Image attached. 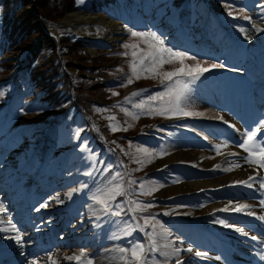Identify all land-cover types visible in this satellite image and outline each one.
Masks as SVG:
<instances>
[{
    "label": "rangeland",
    "instance_id": "obj_1",
    "mask_svg": "<svg viewBox=\"0 0 264 264\" xmlns=\"http://www.w3.org/2000/svg\"><path fill=\"white\" fill-rule=\"evenodd\" d=\"M89 1L77 0V5L82 10L68 11L57 23H51L41 17L42 27L47 34L57 40L58 45H61L60 41L65 37L72 41H87L90 45L89 52L95 57L100 56V52H107L110 49H115L117 52L123 50L118 53L116 59L109 62L113 66V78L121 83L124 78L130 76L132 83H128L124 91H115L114 96H119L121 93V96L125 97L139 92L140 95L134 96L135 101L138 99L132 110L134 115L130 113L125 124L113 109H102L105 111L104 116L109 120L110 135L128 131L139 134L142 129H147L145 126L147 122L149 129L147 134L145 133L146 137L138 140L139 143L134 142L128 152L124 153L125 159H122L120 153L118 157L114 156V150L108 148L101 153L96 147L91 148L86 141H79L78 130L75 131L72 122L69 124H65V121L60 122L50 113L40 116L22 113L15 122L10 123L9 127L0 130V209L7 211L8 217L15 222L14 225L8 224V226H18L20 233L26 236L25 248L33 252L38 264H65V261L69 260L75 261L73 264H97L99 256L103 257L101 264H132L130 252L121 253L119 249L130 248L135 243L144 244L147 264H176L177 260L170 256L174 251L172 243H176L173 241L177 239L175 235L181 231L186 241L188 232H198L197 224L184 218L189 211H201L213 203L243 197L255 201L262 200L264 208V191H249L235 187H231L230 192L224 194L207 191L194 197L175 196L167 199L159 197L161 191L183 187L185 183L196 180L199 174L186 164L169 167L164 165L163 162L167 157L178 152L199 151L204 157L214 160L216 157L225 156L231 147L244 150L239 145L246 138V134L255 131V128H264V103L261 104L260 101V104L256 105L254 102L258 98L264 99V96L257 94L261 81L264 84V77L259 80L260 74L249 73L245 68L252 55L251 46L256 49L254 56L264 64V27H256L261 34L258 39L263 40V44L247 38L249 36H244L252 29L253 12L264 10V0H218L233 7L221 14L214 11L205 1H186L177 9L173 7L172 0H147L143 5L130 8L127 20L111 19L126 25V30L116 44L93 39L102 33H99L98 28L90 32L89 23L78 26L74 31L60 27L59 24L70 14L109 16L104 12L83 11ZM29 9L31 11L35 9L34 0L30 3ZM1 20L0 6V25ZM166 20H171V23L169 27L164 28ZM259 24L264 25V21ZM178 29V35L173 39L169 33ZM199 29H203L206 34L201 41H199L200 36L197 39L192 35V32ZM132 32H155L164 41L165 47L187 53L190 58L184 60V65L194 67L199 64L209 71L198 79L186 75L174 76L171 80L165 79L163 73L181 67L180 62L172 60L161 65L157 57L153 70L152 58L147 56V53L154 51L150 45L155 42L151 37L132 36ZM106 38L104 35L103 39L108 40ZM202 43L205 45L204 48H209L208 52H199L196 47L194 48L195 45ZM133 44L137 47H124ZM215 44L218 48L225 45H228L225 46L226 49L231 47L232 51L227 52L226 59L219 54V49L216 54L212 52ZM133 52L136 53L135 56ZM28 54L29 52L25 50L0 53L2 64L11 62L16 65L13 80L22 77L25 72L29 64ZM57 55L70 81L72 106L82 112L84 108L77 104L74 90L83 79L76 70L71 71L66 67L69 58L66 56L65 48L60 46ZM206 60H213L215 64ZM115 63H118L117 66L126 63L130 75H124L121 70L115 68ZM133 65H135V74ZM212 65L221 67L212 68ZM140 81L149 85L139 87L136 83ZM185 83L187 89L184 90L177 107L175 91L169 94L168 89H182ZM117 84L112 82L110 86L115 87ZM11 85L0 87L2 104L10 101L7 93L13 89ZM261 89L264 90V85ZM158 93L164 95L157 96ZM150 96L157 98L150 100ZM237 99H247L243 109L235 103ZM119 100L120 98H117L113 103ZM209 110L224 119L231 114L234 115L235 122L241 121L240 131L224 127L222 123L206 121L203 116ZM3 112L0 110V116ZM73 115L75 116L76 113L71 112V116ZM134 116L138 118H133ZM112 117L115 119H110ZM22 122L26 123L20 126ZM113 126L117 128L116 131L112 130ZM156 129H164L166 133L158 134ZM152 134L158 135V138L163 140L158 141L151 137ZM256 140L260 143L264 141V131L257 133ZM65 144L72 146L70 147L72 149L65 150L63 147ZM17 151H23L25 156L15 159L12 156ZM76 162L78 164L74 165ZM7 166L6 170L11 168V173L3 174ZM234 171L231 169L228 172H220L219 176L226 177ZM133 180L136 181L135 184L130 183ZM32 182L34 185L30 188ZM260 183L262 181H259ZM141 184H144L143 188ZM117 185L122 189V194L116 195L113 199L103 195ZM151 189L155 190L151 191V194H146ZM126 190L129 192L128 195ZM94 194L105 198L108 207L113 211L118 210L116 205L119 204L123 209L121 215L113 216L105 212L103 205L90 200ZM133 201L152 206L145 211L131 212L129 210L135 207V204L131 203ZM28 202L32 204L29 206ZM127 206L128 211L125 210ZM128 213L133 216L135 214L138 221L142 222V226L137 227L135 218H131ZM145 217L149 218L148 225L144 223ZM229 219L234 223L241 222V219L235 215H231ZM218 221L219 218L214 217L211 222L219 223ZM27 222L32 224L25 227L24 224ZM240 224L245 225V222ZM140 228L144 231H140ZM38 232L49 234L46 238L48 242L42 241L40 244L37 238ZM126 232L129 234L126 235ZM73 235L80 237L82 242L77 243ZM87 236L92 239L86 241L84 237ZM200 239L202 237L196 236L192 241L198 242ZM211 239L213 240L214 237L207 232V240ZM153 241L156 250L147 251L153 247ZM41 245L48 248L38 252ZM94 245H98L96 250H93ZM188 255L189 252L186 251L180 257L185 259ZM75 256L81 258L68 259ZM232 262L234 264L233 260Z\"/></svg>",
    "mask_w": 264,
    "mask_h": 264
},
{
    "label": "trees",
    "instance_id": "obj_2",
    "mask_svg": "<svg viewBox=\"0 0 264 264\" xmlns=\"http://www.w3.org/2000/svg\"><path fill=\"white\" fill-rule=\"evenodd\" d=\"M186 0H172L173 7H179ZM207 2L214 11L219 14L225 13L228 9L226 4L218 0H189ZM32 0H1L0 6L2 11V20L0 25V53L11 51H28L29 64L22 77L13 80V71L16 68L11 62L6 65L0 60V87L6 84L19 85L20 92L7 93L9 102L2 104L0 102L2 121L6 122L15 120L18 114L33 113L40 116L41 114L50 113L55 116H61L65 124L71 123L77 131L79 141H86L91 148L96 147L99 152H103L105 145L102 143L99 135L93 130L86 114L90 115L98 125L106 142L114 147L124 158V153L128 152L129 147L134 145L142 138L146 137L148 131L147 122L146 130H141L139 134H133L131 131L123 134L110 135L109 120L104 116L105 111L102 108H111L119 115L120 120L126 124L129 113L132 111L137 100L132 94L126 100L119 96H114L115 91H124L128 85V78H124L118 83L113 73V66L110 61L116 59L118 53L110 49L100 56H93L89 52V44L84 40L72 41L68 37L61 39V45L66 50V56L69 62L66 67L71 71H77L83 79L82 83L74 90L77 97V104L82 106L86 114L72 106L70 99L71 85L68 76L63 71L60 59L57 55V40L47 34L40 23L41 17L51 23H57L68 11L82 10L78 7L77 0H34L35 9H29ZM147 0H90L83 8L85 12L100 13L106 12L113 19L127 20L130 12V6L136 7L143 5ZM106 52V53H105ZM115 63L122 73L130 75L126 63ZM114 82L117 86H110ZM139 87L149 85L144 82L136 83ZM120 98L116 103L114 99ZM105 110V109H104ZM71 112L76 115L71 116ZM110 113L112 111L110 110ZM103 116L105 119H103ZM73 120V121H72ZM3 122V123H4ZM2 123V124H3ZM10 123V122H9ZM158 124V123H157ZM160 124V123H159ZM158 134L166 133L164 129H156ZM146 133V134H145ZM158 141V135L152 134ZM130 145V146H129ZM76 146V145H75ZM65 147L70 148L68 144ZM125 159V158H124Z\"/></svg>",
    "mask_w": 264,
    "mask_h": 264
},
{
    "label": "bare ground",
    "instance_id": "obj_3",
    "mask_svg": "<svg viewBox=\"0 0 264 264\" xmlns=\"http://www.w3.org/2000/svg\"><path fill=\"white\" fill-rule=\"evenodd\" d=\"M229 9V7H227ZM184 14L182 13L181 16ZM251 18H253L252 29L250 32H246L244 36H249L247 38L255 41H260L263 44V40L258 37L261 36L256 27H264V25L259 24L264 21V10H255L253 12ZM259 22V23H258ZM89 23V31L94 32L95 28L100 29L99 33L102 35L98 37H93V39L101 40L104 43L116 44L118 40L122 37L123 32L126 30V25L122 23H117L105 15H99L98 17L94 16H82L79 14L76 15H68L66 19H64L59 25L62 29L68 28L74 31L78 26L86 25ZM171 20H166V24L164 28L169 27ZM177 27V25H176ZM254 27V28H253ZM163 28V29H164ZM172 29V27H170ZM107 32V34H106ZM179 29L174 31L173 33H169V35L176 37L178 35ZM176 33V34H175ZM251 34V35H250ZM106 35V39L104 38ZM193 36H196L199 41L202 40V37L206 36L203 29H199L196 32H192ZM258 39V40H257ZM181 40V38H179ZM206 40V39H203ZM208 40V39H207ZM260 44V45H261ZM225 45V44H224ZM215 44L212 52L216 54V51L220 50V55L228 57L227 52H231V47L227 49L225 46H221V48L217 47ZM201 51H209V48H204L205 45L198 44L195 45L194 48ZM255 47L250 48V52L252 53L249 63L245 66L249 73H258L261 75L259 80L264 77V64L263 62L256 56ZM263 81H261L257 94L258 96H264V90L261 89L263 87ZM236 104L240 109H243L245 106V102L247 99H237L235 100ZM264 103V99H255L256 105ZM204 119L208 122L222 123L225 127L229 129L239 130V122H235V116L229 115L226 119H224L221 115L216 114L214 111L209 110V112L203 116ZM222 118V119H221ZM26 122H22L20 126H23ZM240 131V130H239ZM257 133L264 131V128L258 127L255 128ZM255 144H260L257 140L254 141ZM31 152V149L29 150ZM244 156V154H246ZM25 153L23 151H17L12 157L15 159H19L20 157H24ZM245 157H249V159H255V157L250 156L248 152L241 149L230 148L229 152L226 153L225 156L216 157L214 160H209L208 157H204L201 152L193 151L182 153L178 152L173 154L170 157H167L163 164L168 167L176 164H186L189 165L192 170L199 172L197 175V179L187 182L183 185V187H175L170 188L165 191H161L159 193V197L162 199H167L169 197H194L200 195L207 191H213L217 193H227L230 192L231 187H235L237 189H248L249 191L258 190L264 191V188H261L259 181L264 182V167H261L258 164L250 163L245 160ZM237 164L240 166H235L233 164ZM4 168L3 174H10L11 168ZM227 169V170H225ZM231 169H234V173L226 176L220 177V172H228ZM238 170V171H237ZM207 172V173H205ZM249 177H253V179H249ZM239 181H247L251 187H248L246 184L237 183ZM34 182L31 183V187L34 185ZM12 185V184H11ZM44 190V189H43ZM246 191V193H249ZM38 199V197H35ZM29 206L32 202H28ZM263 201H255L253 199H248L247 197L230 199L224 202H216L211 205L206 206L201 211H189L186 213L184 217L187 220L192 221V223L197 224L198 232H201L202 239L199 242H193L192 240L195 238V232H188L186 235V241L182 236V232L180 231L176 234V240L172 243L174 247V251L170 254L173 259L179 260L182 264H224L223 262H232L235 264H264V208ZM238 205H248V207L243 208L241 211H235V208ZM227 208V211H220V209ZM251 213V214H249ZM231 215H235L241 219V222H245V225H241V222L234 223L229 217ZM8 212L0 211V264H38L35 260V256L33 252L31 253L25 248V240L27 239L25 235L20 233L18 230V226L13 227L12 225L8 226V224H13L14 221L8 217ZM214 217L219 218V220H224L227 224L231 225V227H225L224 224L221 223H212V219ZM251 222V223H250ZM24 223V222H23ZM30 222L25 223V227H28ZM33 226V225H32ZM3 229H7V231H3ZM86 229V228H85ZM237 229H242L243 231H237ZM84 230V229H83ZM207 232L211 233L214 239H207ZM20 236V242L17 241L16 237ZM74 238L77 239V243H81L82 239L80 237L73 235ZM49 237V234L39 233L37 234L38 241L40 244L46 241V238ZM252 237H256V239H252ZM86 241L91 240L92 237L87 236L84 237ZM206 240V241H205ZM96 244V243H95ZM96 250L98 247L94 245ZM217 247V250L214 249ZM48 247L41 245L38 248V252H43ZM179 248L181 251L179 253L175 252V249ZM188 248H191L192 251H187ZM224 251V255L219 254V250ZM226 250V251H225ZM189 252L188 257L181 258V254L183 252ZM196 252L204 253L203 256H196ZM106 259V258H105ZM104 259V260H105ZM227 259V260H225ZM75 261L69 260L65 261V264H73ZM103 262V257H98V263L101 264Z\"/></svg>",
    "mask_w": 264,
    "mask_h": 264
},
{
    "label": "snow or ice",
    "instance_id": "obj_4",
    "mask_svg": "<svg viewBox=\"0 0 264 264\" xmlns=\"http://www.w3.org/2000/svg\"><path fill=\"white\" fill-rule=\"evenodd\" d=\"M82 2V0H81ZM132 36H139V37H151L152 41L155 42V44L150 45V47L154 48V51H150L147 53V56L152 58V63H153V70H155V66H156V61H157V57L159 58V64L163 65L164 63H169L172 60H177L180 62L181 67L175 69L174 71H170V72H164L163 76L165 79L171 80L174 76H180V75H186L189 77H192L193 79H198L201 75H203L205 72H208L209 69L208 68H203L201 67L199 64L195 65L194 67L191 66H186L184 65V60L188 59L190 57H188L187 53L185 52H180V51H173V49L165 47L164 46V41L160 39L159 36H157V34L155 32H151V33H144V32H132L131 33ZM158 45V46H157ZM124 47H132V48H136V45H124ZM136 53L133 52V56H135ZM167 57V59L165 58ZM141 63H143V61H141ZM216 67H221L220 65H212V68H216ZM133 72L135 74V65H133ZM137 78H139L137 76ZM128 83H132V80L129 79ZM177 83H179V81H177ZM187 89V83H185L183 85L182 89L179 90H173V89H168L169 94H171L173 91H175V102L177 107L179 106V103L183 97V93L184 90ZM145 91V90H142ZM2 94V93H0ZM116 93H114L115 95ZM140 95L139 92H134L132 93V96H138ZM164 93H158L157 96H163ZM157 96H150L149 99L150 100H155L157 98ZM125 99L127 100L128 97H125ZM137 107H141V105H137ZM130 114V113H129ZM187 114V113H185ZM133 118H138V116H134ZM110 119H115L114 117L110 118ZM222 119V118H221ZM113 131H116L117 128L115 126L112 127ZM257 139V132L256 131H249L246 134V138L243 140V142L239 145L241 148H243L246 152H248L250 154V156L255 157V159H249V157H245V160L250 162V163H255L260 165L261 167H264V141H262L260 144H255L254 141ZM218 150V148H217ZM146 151V150H144ZM237 167L239 165H236ZM167 167V166H165ZM227 170V169H225ZM117 175H119V173H117ZM249 179H253V177H249ZM130 183L135 184L136 181H130ZM237 183H242V184H246L248 187H251L250 184H248L247 181H239ZM141 188L144 187V184L140 185ZM261 188H264V182L261 183L260 185ZM155 189H151L149 192H147L146 194H151V191H154ZM122 194V189L120 188L119 185H117L115 188L109 189L106 193H104L103 195L108 197L109 199H113L116 195H120ZM71 195V193H69V196ZM93 200L96 201L97 203L101 204L104 206V211L107 213H110L113 216H120L121 212L123 211V209L120 208V205L117 204L116 208L118 210L113 211L112 209H110L108 207V203L107 200L105 198H103L101 195H93ZM133 204H135V207L131 208L129 211L131 212H135L137 210L139 211H145L147 208L151 207V204H144L141 205L140 203H137L135 201L131 202ZM41 207H46V205H41ZM248 207V205H238L235 208V211H241L243 208ZM227 208L224 209H220V211H227ZM0 211H2V209H0ZM251 214V213H249ZM261 219H264V217H261ZM221 224H224L225 227H231V225L227 224L224 220H219L218 221ZM144 223L145 225L149 224V218L145 217L144 218ZM139 227V226H137ZM140 231H144L143 228L139 229ZM3 231H7V229H3ZM237 231H243L242 229H237ZM126 235L129 233H125ZM150 237V234H149ZM119 238V237H116ZM151 238V237H150ZM17 241L20 242V236L18 235L16 237ZM252 239H256V237H252ZM154 241H153V247L148 249L147 251H155V246H154ZM119 251L121 253H128L130 252L131 255V262L132 264H147V260H146V249L143 243H135L133 244L130 248H120ZM181 250L179 248L175 249L176 253H179ZM187 251L191 252L192 249L188 248ZM81 255H83V253H81ZM196 256H203L205 255L204 253L201 252H196L195 253ZM81 257L80 256H75V257H68V259H76L79 260ZM264 258V257H262ZM176 264H182L181 261L177 260Z\"/></svg>",
    "mask_w": 264,
    "mask_h": 264
},
{
    "label": "water",
    "instance_id": "obj_5",
    "mask_svg": "<svg viewBox=\"0 0 264 264\" xmlns=\"http://www.w3.org/2000/svg\"><path fill=\"white\" fill-rule=\"evenodd\" d=\"M90 120H92L90 117H89Z\"/></svg>",
    "mask_w": 264,
    "mask_h": 264
}]
</instances>
